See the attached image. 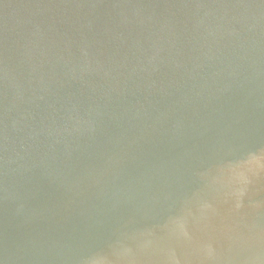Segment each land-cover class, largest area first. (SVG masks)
I'll use <instances>...</instances> for the list:
<instances>
[{"label":"water","instance_id":"95a60500","mask_svg":"<svg viewBox=\"0 0 264 264\" xmlns=\"http://www.w3.org/2000/svg\"><path fill=\"white\" fill-rule=\"evenodd\" d=\"M0 264H264V0H0Z\"/></svg>","mask_w":264,"mask_h":264}]
</instances>
